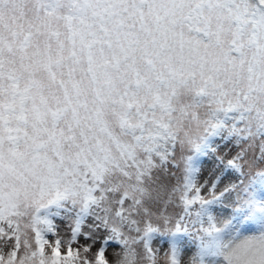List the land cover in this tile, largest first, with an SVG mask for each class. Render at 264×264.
Returning a JSON list of instances; mask_svg holds the SVG:
<instances>
[{"label":"snow or ice","instance_id":"obj_1","mask_svg":"<svg viewBox=\"0 0 264 264\" xmlns=\"http://www.w3.org/2000/svg\"><path fill=\"white\" fill-rule=\"evenodd\" d=\"M216 137L259 140L264 161V0H0V222L15 237L0 264H77L60 239L45 254L62 211L73 240L88 217L110 233L94 264H137L139 244L157 264V235L168 264L184 236L191 264H264V171L241 148L235 182L201 183ZM178 153L169 191L159 173ZM26 229L38 248L25 239L17 260Z\"/></svg>","mask_w":264,"mask_h":264},{"label":"rangeland","instance_id":"obj_2","mask_svg":"<svg viewBox=\"0 0 264 264\" xmlns=\"http://www.w3.org/2000/svg\"><path fill=\"white\" fill-rule=\"evenodd\" d=\"M212 147L215 149V152L209 151L206 156L200 157L199 165L201 171L199 174V181L201 183L207 181L210 185L217 176H220L221 182L218 184V192L222 191L223 188L229 184L230 180L232 182L236 181V177L239 174L233 170L226 169L225 165L228 160L232 159L238 152H240L241 148L244 149L242 162H248L251 164V167H246L245 170L251 174L264 171V161L261 160V156L258 154L261 149L259 140L250 143L241 142L240 144H237L234 139L226 140L216 137L214 138ZM185 155H187V153H185ZM253 157H255L254 162ZM176 164H178L179 167H177ZM182 169L183 161L179 159L178 153L176 162L169 163V165L159 173L161 176V182L166 185V190L170 191L171 187L177 183ZM203 191L206 193L208 188L206 187ZM161 195H164V190L161 191ZM160 202V206L156 205L153 208L154 211L158 212L165 206L163 199ZM177 209L179 210V208H176L175 211H178ZM52 219L56 228L54 233H45V239L48 241V243L45 244V254L51 255L52 248L55 246V241L60 239V251L62 254L67 253L70 244L74 252H79L80 260L77 261V264H83L85 258L94 264L98 250L101 247V239L108 236L110 233L104 230L92 232L89 226L92 225L93 220L91 217H88L85 219L84 224L81 227V233L77 235L75 240H73L72 229L75 227L74 214H64L62 211L60 216L53 217ZM154 223H159L162 228L164 227L162 222L154 220ZM0 227L4 228V234H0V255H3L5 260H7L9 254L15 250V237L12 235V228L9 227L7 222H0ZM168 227H171V225H168ZM24 231H26L27 235L21 236V245L17 252V260H19L26 251H29L24 246L25 239H27L28 243L31 245V250H36L38 248L35 240V232L31 229H26ZM85 233H91L92 239L86 238L84 235ZM131 235L137 234L133 232ZM93 241H95V243ZM180 242L183 246L182 264H191L192 257L196 253V248L186 236H184ZM134 247H136L137 252L139 253L137 264H148L146 259L141 258L145 255L143 245L139 244ZM152 247L157 253V264H168L165 253L169 252V237L166 235H157L152 241ZM85 248H88L89 250L85 251ZM118 251L122 252V247H118L115 242H111L110 246L106 249V258L109 261L114 262L118 258L114 253Z\"/></svg>","mask_w":264,"mask_h":264},{"label":"trees","instance_id":"obj_3","mask_svg":"<svg viewBox=\"0 0 264 264\" xmlns=\"http://www.w3.org/2000/svg\"><path fill=\"white\" fill-rule=\"evenodd\" d=\"M258 154H259V156H261V149L259 150ZM160 204H161V202H159L158 206H160ZM155 206H156V205H155ZM155 206H153V208H154ZM171 209H172V208H169L170 211H171ZM177 210H178V209H177ZM153 211H154V209H153ZM178 211H179V210H178Z\"/></svg>","mask_w":264,"mask_h":264}]
</instances>
